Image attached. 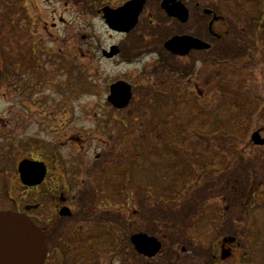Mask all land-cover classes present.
<instances>
[{
    "label": "rangeland",
    "instance_id": "obj_1",
    "mask_svg": "<svg viewBox=\"0 0 264 264\" xmlns=\"http://www.w3.org/2000/svg\"><path fill=\"white\" fill-rule=\"evenodd\" d=\"M126 1L0 0V210L40 203L37 215L52 222L57 215L51 195L44 187L23 188L16 161L33 153L49 163L57 154L60 160L52 165L69 183L74 216L55 224L50 264H264V146L252 141L255 133L264 140V23L254 3L213 0L226 22L217 29L222 39H209L210 59L166 61L164 44L182 29L151 10L142 19L145 38L115 34L103 10ZM202 24L197 22L198 37ZM227 30L233 33L225 36ZM112 46L132 53L134 61L124 55L106 59L103 51ZM221 79L228 85L224 91ZM118 81L133 86L134 94L130 108L120 112L107 102ZM176 86L180 99L195 97L230 126L210 125L216 134L203 140L198 131L183 129L190 105L180 112L163 105L156 113L142 106L146 90L150 97L154 91L167 95ZM170 142L178 146L172 148L178 157L163 148ZM36 143L46 149L45 158L33 151ZM138 149L150 161L129 170L128 179L124 172ZM167 157L199 159L194 176L187 177L189 187L181 186L176 197L167 192L174 169L159 164ZM212 161L216 170L208 172ZM109 179L129 192L128 201L127 195L109 200ZM138 234L162 241L155 259L136 253L130 239ZM226 237L240 246L223 262Z\"/></svg>",
    "mask_w": 264,
    "mask_h": 264
},
{
    "label": "water",
    "instance_id": "obj_2",
    "mask_svg": "<svg viewBox=\"0 0 264 264\" xmlns=\"http://www.w3.org/2000/svg\"><path fill=\"white\" fill-rule=\"evenodd\" d=\"M145 0H134L119 11L106 10V19L110 27L119 32L129 33L133 30L141 14ZM172 4V6H170ZM163 9L172 17H177L183 22L187 20V10L177 0H167ZM166 48L174 54L185 55L193 49L209 50L211 46L191 37L174 38L166 44ZM118 54L116 48L112 49L108 58ZM111 94L108 98L114 107L126 108L132 100V87L125 82H118L111 86ZM255 146H264V140L259 133L252 136ZM20 178L24 186L36 187L43 183L46 169L44 165L23 161L19 166ZM36 207H26V211ZM71 216L68 209L61 213ZM132 244L136 251L147 258H155L162 249L161 243L153 237L138 234L132 237ZM225 243H233V239H226ZM231 256L229 250L224 249L222 260ZM48 257L46 234L34 224L25 213L13 211L0 212V264H45Z\"/></svg>",
    "mask_w": 264,
    "mask_h": 264
},
{
    "label": "flooded vegetation",
    "instance_id": "obj_3",
    "mask_svg": "<svg viewBox=\"0 0 264 264\" xmlns=\"http://www.w3.org/2000/svg\"><path fill=\"white\" fill-rule=\"evenodd\" d=\"M101 0H99L100 2ZM132 0H127L125 3H123L121 6L119 7H106L103 10V19L105 16V11L106 10H111V11H119L121 10L123 7H125L129 2H131ZM166 0H145V4H144V8L143 11L138 19V23H137V27L130 32L129 34H124V33H118V32H114L115 34H119L122 36H134V34L137 32L139 35L137 37H139L140 39L145 38L142 34V28L143 27V23H142V19L144 17V15L146 14V11L151 12V16H155V14L157 15V19L161 20L163 19L164 21L168 22V23H173L176 26H179L182 29V33L180 35H177L175 37H191V38H195L197 40H201L207 44H209L211 46V49L209 50H197V49H193L190 52H188V54L185 55H181V54H174L173 52L167 50L166 48V44H164V51L161 54V59H163L164 56H167L165 58L166 61H168L169 58L174 59V60H178V59H192L195 58L198 59L199 57L201 59H210L211 57V53L213 51V44L209 42V39H211V41L213 40H221V33L217 32L218 26L222 25L226 22V18L222 15H220L219 12V8L218 6H213L211 4H213V0H177V2H180L184 8L187 10V20L185 22H183L182 20H180L177 17H171L169 16L162 8L163 3ZM209 13H208V12ZM196 19V22L190 27L186 28L187 26H189V24L191 23L192 20ZM197 22L198 23H203L202 25H200V29L203 32L200 36L198 37V32H197ZM152 25L158 24L159 22L156 21V23L154 22H150ZM233 33L232 30L230 31H226L224 34L225 36H227L228 34ZM136 36V35H135ZM119 49V53L117 55V57L124 55V57H126L127 60L129 61H134V55L132 53H126L122 48L118 47ZM104 52V51H103ZM160 56V54H159ZM159 58V57H158ZM194 60V61H195ZM160 62V59H159ZM175 71V70H174ZM177 73V71H175ZM1 71H0V75H1ZM19 74V72L17 73V75ZM19 76V75H18ZM19 81V78H18ZM131 106V104L128 106L127 109H129ZM126 110V109H125ZM42 126H46V125H42ZM47 127V126H46ZM35 143V142H34ZM29 147H31V145H29ZM33 151L37 152V154H39L41 156V158H45L46 156H42L43 153H46V149L42 146H38L37 148L32 146ZM21 155V154H20ZM28 155L32 156L33 153H28ZM28 156V158H26V156H23L24 158H21L22 160L24 159H30L34 162H39V163H43L46 166V175L44 178V181L42 183L41 186L37 187V188H32V189H26L28 190H38L41 187H44V189H46V193H49L51 195V198L53 199V202L56 204L55 208L53 209L55 214L57 215L55 216V218H53L52 222H50V220L46 217L49 215H37L39 212L42 213V208L43 205H41L40 203L36 204V208L31 209L29 212H26V214L32 219V221L36 224V226H38L43 232H45L46 234V239H47V243H48V259L46 261V264H50L51 263V248H50V244H49V237L54 236V232L53 229H55V227H57V225H55L56 223H58V221H62L65 219H70L74 216L73 211L70 209L69 204H70V199L67 196L68 192H69V183L67 185L66 183V179H65V174L62 173L61 171L59 172L58 167H54L52 165V163L54 165L58 164V161L60 160V156L55 154L51 157L52 162H47L44 159H39L42 161H37L36 159H34L33 157ZM20 159L18 158V161L16 162H20ZM58 170V173L56 172ZM55 172V173H54ZM58 175V177H54L52 180V178H50V176L52 175ZM51 181V182H50ZM54 182V183H52ZM51 185V187L49 186ZM67 191V192H66ZM60 193V196L58 198V194ZM29 206V205H26ZM25 206V207H26ZM30 206H34V205H30ZM24 207V208H25ZM63 209H69L71 211V216L69 217H62L61 216V212ZM18 212H25V210L23 209V211H19ZM52 223V224H51ZM135 236V235H134ZM132 239V237H131ZM239 246V243L236 241L234 244H228L225 245L226 249H229L232 251L233 253V257L234 254L237 250V247ZM222 248V246H221ZM144 259H147L146 257H144ZM147 260H152V259H147ZM215 260V257H214Z\"/></svg>",
    "mask_w": 264,
    "mask_h": 264
},
{
    "label": "trees",
    "instance_id": "obj_4",
    "mask_svg": "<svg viewBox=\"0 0 264 264\" xmlns=\"http://www.w3.org/2000/svg\"><path fill=\"white\" fill-rule=\"evenodd\" d=\"M251 1L254 3L253 11L258 14V17L261 20V24H263L264 23V12L262 11V6L264 5V0H251ZM225 82L226 80L221 79L218 84V88L221 89L222 91L228 89V85ZM146 91H147V98L145 102L144 103L141 102V104L145 108L147 109L149 108L150 110L154 111V113L160 110L163 111V105L165 106L168 105L173 112H177V111L180 112L182 108H187L190 105V107L193 108L191 118L188 121V123L183 126V129L190 128L189 130L191 131H194V132L198 131L197 135L199 136V138L203 140H208L213 135L216 134L215 132L214 133L212 132V130L210 129V125H212L213 127H218L220 130H226V128L230 126L228 122L224 121L223 119L222 120L219 119V117L215 115L216 113H214V111H210V109L208 108H202V106L199 104V101L198 102L196 101L195 97L191 96L190 98V96H187L184 99H180L177 86L173 88V91L171 94H167V95H164L163 92H160V91H154V94L150 97V92L148 90ZM225 95L226 94L224 93L223 98L227 99ZM223 104L226 105V102L223 101ZM239 104L240 105H235V106L242 109V103H239ZM159 107H161V109H158ZM175 146L176 145L170 142L169 144H165L163 148L166 147V149H168L170 153H172V155H174L175 157H178L179 156L178 150L172 149ZM152 147L159 148L160 146L152 145ZM145 156H146V150H140V149L135 150V153L133 154V159L130 160V164L128 162L130 166L127 167V172H124L126 178L129 179L130 177L129 170H133L134 172V170H136V167L138 169L140 168L141 170L144 165L149 163L150 160L144 161ZM200 158L203 159V157L201 156ZM197 160L199 159L196 158L195 160L192 161V160H188V158L180 157L178 161L170 160V158H169V161L167 160L165 162L160 161L159 163L160 165L164 164V166L169 167L170 169H174V175L170 176L172 177V179L168 185L169 187H168L167 192L169 193L172 192L173 195H175L174 197H176L183 190L181 186H186L185 188V191H186V189L189 187L188 185L189 182H187L188 181L187 177L194 176L195 174L194 165H195V162H197ZM206 170L208 172H214V170H216V168L213 165V161L209 164L208 167H206ZM107 185H108L107 187H108V191L110 194L109 200L113 199L112 202H116L115 198L119 195L120 196L127 195L126 196L128 197L127 201L129 200L130 198V194H128L129 192L127 190L124 192V190L122 189L120 190L116 189V187L111 184V179L108 180ZM164 196H165L164 194H161L159 196V199L165 200V202H170V200L169 199L166 200Z\"/></svg>",
    "mask_w": 264,
    "mask_h": 264
}]
</instances>
